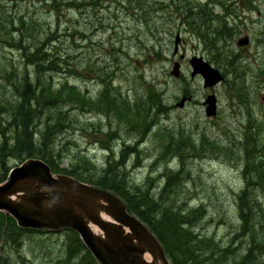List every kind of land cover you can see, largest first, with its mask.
<instances>
[{"label": "rangeland", "instance_id": "1", "mask_svg": "<svg viewBox=\"0 0 264 264\" xmlns=\"http://www.w3.org/2000/svg\"><path fill=\"white\" fill-rule=\"evenodd\" d=\"M71 1H63L59 12L51 0H0V6L4 5L17 14H37L45 28L52 32L57 28L60 40L54 46L60 47L62 56L68 52L71 56L68 66L80 72L57 74L54 77L56 82L68 78L82 91L96 94L100 81L79 67L87 61L114 72L115 93L128 101L133 107L131 111L137 112L134 105L144 104L148 90L153 88L160 90L166 106L159 110L162 114L159 111L156 114L153 109L156 126L146 138L142 129L134 130L115 115L103 119L94 112L75 111L80 123L67 133L58 134L55 140L57 150L62 154V159L57 161L59 167L69 168L71 164L88 159L99 172L110 160L126 158L128 179L133 184L143 185L149 174L156 177L166 168L176 170L180 167L177 158L155 164L160 130L169 133L173 129L185 128L197 144L205 134L214 144L207 145L204 153V149L200 152L191 150L185 158V171L190 173V178L185 179V192L181 196L186 198V209L205 207L206 214L197 232L205 238L226 243L241 226L239 195L246 184V164L257 163L258 169L264 168V123L261 126L257 123L264 122V85L245 84L247 89L250 88V101L241 100V105L251 111L252 118L235 100L242 86L230 88L224 83L214 89L219 106L217 117H206L203 103L211 91L204 88L201 76L191 78L189 63L194 55L205 60L212 58L202 42V33L196 31L198 28L188 18V12L202 0H150L163 6L157 4V9L147 10L146 15H141L142 20L135 16L136 11L129 7L127 0H99L84 7L71 6ZM167 16L168 22L165 20ZM147 29L153 30L159 39L146 34ZM178 34L182 44L175 55ZM182 54L186 58L181 61ZM178 61L181 62V76L175 78L170 72ZM6 62L21 68L25 65L21 52L3 43L0 44V63L9 65ZM186 94H190L192 100L178 107ZM249 119L257 127L246 130ZM92 123L100 124V128L95 130ZM109 123L118 133L107 138L103 132L112 129ZM129 148L137 149V152L132 154ZM20 163L12 160L9 165ZM156 180L154 191L158 188ZM253 190L260 196L264 208L261 191L257 187ZM249 192L253 191L249 189ZM22 235L19 246L6 248L8 264H69L65 262L69 242L67 233L25 232ZM249 242V237L239 240V256L246 253Z\"/></svg>", "mask_w": 264, "mask_h": 264}, {"label": "trees", "instance_id": "2", "mask_svg": "<svg viewBox=\"0 0 264 264\" xmlns=\"http://www.w3.org/2000/svg\"><path fill=\"white\" fill-rule=\"evenodd\" d=\"M63 1L65 0H51V4L56 5V8L53 7L57 12L61 11ZM98 1L72 0L69 5L84 7ZM127 1L129 7L136 11L135 16L141 20V15H146L147 10L157 9V4L163 6L150 0ZM165 20L168 22L169 17H165ZM55 30L52 32L45 28L37 14H17L4 5L0 6V44L16 48L25 60L23 68L8 62L6 63L9 65L0 63V88L3 89L0 92V166L3 170L0 183L14 167L9 165L10 161L23 162L30 157L40 158L55 173H64L116 193L127 203L128 210L146 223L157 236L171 264H264V208L260 196L253 190L257 187L264 196V168L258 169L257 163L245 166L246 187L239 195L241 226L238 233L226 243L215 238H205L197 232L206 214L203 205L194 209L184 208L186 198L181 195L185 192V179L190 178V173L185 171V158L191 150L200 152L204 149V153L207 145L214 144L205 134H202L197 144L185 128H179L182 129L179 131L173 129L169 133L160 130L157 133L159 151L154 155L155 164L177 158L180 167L176 170L165 167V172L156 177L149 174L143 185L133 184L128 179L125 171L128 163L125 158L118 162L109 161L106 168L99 172H96L88 159L71 164L69 168L59 167L57 161L62 159V154L57 150L55 140L58 134L75 129L80 123L75 111L94 112L103 119L115 115L134 130L142 129L141 133L146 138L156 126L153 109L157 114L166 104L160 90L153 88L148 90L144 104L134 105L137 112L131 111L133 107L128 101L115 93L112 84L114 72L110 68L87 61L82 62L83 66L79 64V67L86 73H92L100 81L97 95L82 91L68 78L56 82L54 77L57 74H74L80 71L68 66L71 57L68 52L62 56L60 47L54 46L60 40L57 28ZM147 33L159 39V35L153 30L147 29ZM158 113L162 114L160 111ZM109 126L112 128L110 123ZM91 127L97 130L100 124L92 123ZM117 133L113 128H107L103 132L107 138ZM134 151L135 149L129 148L130 153ZM92 170H95L94 173ZM155 180L158 186L163 185L157 191L153 187ZM249 189L253 192H249ZM25 232L44 231L20 229L12 217L7 218L0 212V264H8L6 248L19 246ZM63 232L68 234L69 241L65 262L98 264L76 232ZM242 237H249L250 242L246 253L239 256L238 245L240 246L239 240Z\"/></svg>", "mask_w": 264, "mask_h": 264}, {"label": "water", "instance_id": "3", "mask_svg": "<svg viewBox=\"0 0 264 264\" xmlns=\"http://www.w3.org/2000/svg\"><path fill=\"white\" fill-rule=\"evenodd\" d=\"M190 63L192 77L202 75L205 88L223 80L203 58L195 57ZM171 74L180 76L179 62L174 63ZM186 100L183 98L179 107ZM216 102L214 94L207 98L208 117L216 116ZM0 212L23 230L77 232L99 264H170L160 242L143 222L130 215L122 199L109 190L54 173L41 159L28 158L0 184Z\"/></svg>", "mask_w": 264, "mask_h": 264}, {"label": "flooded vegetation", "instance_id": "4", "mask_svg": "<svg viewBox=\"0 0 264 264\" xmlns=\"http://www.w3.org/2000/svg\"><path fill=\"white\" fill-rule=\"evenodd\" d=\"M188 18L201 35L222 40L221 55L213 59L222 83L264 85V0H202Z\"/></svg>", "mask_w": 264, "mask_h": 264}, {"label": "bare ground", "instance_id": "5", "mask_svg": "<svg viewBox=\"0 0 264 264\" xmlns=\"http://www.w3.org/2000/svg\"><path fill=\"white\" fill-rule=\"evenodd\" d=\"M110 158H113V157H110ZM110 161H112V162H118V161H115V160H110ZM120 161V160H119ZM81 182H83V181H81ZM83 183H86V184H88V185H91V184H89V183H87V182H83ZM157 191V190H156Z\"/></svg>", "mask_w": 264, "mask_h": 264}]
</instances>
